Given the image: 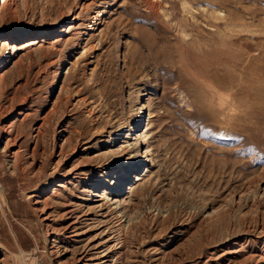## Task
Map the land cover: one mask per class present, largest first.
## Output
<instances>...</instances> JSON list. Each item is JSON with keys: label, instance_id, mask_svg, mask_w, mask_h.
<instances>
[{"label": "rangeland", "instance_id": "374dc122", "mask_svg": "<svg viewBox=\"0 0 264 264\" xmlns=\"http://www.w3.org/2000/svg\"><path fill=\"white\" fill-rule=\"evenodd\" d=\"M62 29L29 51L0 50V255L7 264H57L36 198L28 197L46 198L52 214L60 197L22 158L8 157L4 133L19 108L35 110L12 133L29 148V126L53 102L46 154L57 122L69 132L68 151L78 145L94 154L117 148L151 112V172L121 235L127 264H250V250L264 251V0H0V38ZM235 241L239 253L219 256Z\"/></svg>", "mask_w": 264, "mask_h": 264}, {"label": "bare ground", "instance_id": "6f19581e", "mask_svg": "<svg viewBox=\"0 0 264 264\" xmlns=\"http://www.w3.org/2000/svg\"><path fill=\"white\" fill-rule=\"evenodd\" d=\"M74 21L75 19L72 18L69 27H71ZM87 30L89 31L90 28ZM62 33L63 29L59 30L56 34L55 32L53 34L25 33L18 37L0 38V50H5L11 54L16 50L22 52L29 51L33 46L40 44V42L52 39ZM83 36H88L87 31L83 33ZM73 58L74 56L70 55L61 63L60 68L69 66L70 62L68 60ZM2 65L0 64V71L4 67ZM77 99L74 104L79 102ZM56 104L57 102H53L49 110L46 109L47 111L37 115V120L29 126L28 139L30 146L24 151L20 144H18L17 137L13 136L12 133L13 131L16 132L19 128L18 122L20 120L22 121L31 115L36 116L37 112L26 107H21L17 112H14L13 122L4 130L7 136L5 144L7 155L15 163L22 158L32 176L39 179L43 178L53 185L51 196L60 197L58 210L53 212L54 214L44 208L45 204L42 205L46 198L41 201L40 196L29 195L28 197V199L36 198L34 207L39 213L40 221L46 229V238L50 242L51 252L56 256L57 264H127L126 261L128 259L125 260V253L123 251L125 245L121 235L125 220L129 222L132 220V214L135 210L134 203H136H133V198H135L136 192L142 188L151 172L150 146L146 132L147 129H145L150 124L151 112L149 110L145 124L142 125L140 119L135 121L131 133L115 141L118 144L117 148L114 149L115 145L112 146L110 144L106 150L98 151L94 154H92L88 147L78 145L74 146L71 151H68L70 148L69 132L63 123L57 122L52 131L50 150L46 154L44 138L47 134L46 128L49 120L56 112ZM140 107L139 111L142 112L146 109V104ZM142 127H144V130L140 132ZM107 138H110V136H107ZM141 147H145L142 155L139 153ZM72 160L73 164L68 168V164ZM93 161H97L98 165H96L94 174L88 175L86 174L88 165ZM238 242H232L230 248L220 250L219 256L231 258L240 249H238ZM168 243L170 244V242ZM136 244L138 245V243ZM250 251L251 256H248L246 261H249L250 264H264V251L258 248L255 251ZM150 253L154 258L160 255L158 249ZM0 256H2L0 264H7L6 255L1 254ZM215 260L217 259L215 258Z\"/></svg>", "mask_w": 264, "mask_h": 264}]
</instances>
